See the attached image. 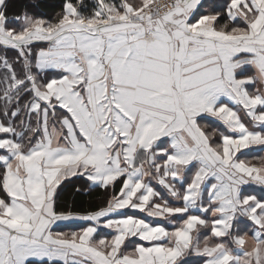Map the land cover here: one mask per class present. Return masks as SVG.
<instances>
[{
	"label": "snow or ice",
	"instance_id": "obj_1",
	"mask_svg": "<svg viewBox=\"0 0 264 264\" xmlns=\"http://www.w3.org/2000/svg\"><path fill=\"white\" fill-rule=\"evenodd\" d=\"M8 7L0 264H264V0ZM68 184L104 201L66 210Z\"/></svg>",
	"mask_w": 264,
	"mask_h": 264
},
{
	"label": "trees",
	"instance_id": "obj_2",
	"mask_svg": "<svg viewBox=\"0 0 264 264\" xmlns=\"http://www.w3.org/2000/svg\"><path fill=\"white\" fill-rule=\"evenodd\" d=\"M64 0H9L8 13L9 15L23 13L27 10L29 13H43L48 18H52L56 13L60 12L62 9V4ZM90 3V0H88ZM39 4V7H31V5ZM68 187H73V184H69ZM66 188V189H67ZM65 194V192L63 193ZM73 207L78 209H94L99 206L104 200V193L100 190H92L86 194L82 192H75L73 195ZM59 199V206L66 209L68 205V198L66 196ZM193 256L188 259L190 264H193ZM195 257V263L198 264V259Z\"/></svg>",
	"mask_w": 264,
	"mask_h": 264
},
{
	"label": "crops",
	"instance_id": "obj_3",
	"mask_svg": "<svg viewBox=\"0 0 264 264\" xmlns=\"http://www.w3.org/2000/svg\"><path fill=\"white\" fill-rule=\"evenodd\" d=\"M251 157H264V150H254V151H252L250 153V155H249V159H251ZM251 163H253V164L257 165V166H260L261 164H264V160L251 159ZM76 183L77 184H82V182H80V181H76ZM67 186L63 189V191L61 192L60 197H59V199H62L61 197H64V196H66L68 198V205L66 207V210L70 209V210H73V211H76V212H81V213H83L85 211H88V209L87 210L86 209H78L76 207H73L74 204H73V199H72L73 196L72 195L76 192L75 191V184H73V187H68L67 188ZM64 192H65V194H63ZM80 192L86 194L89 191L86 192V191L81 190ZM96 208H94V209H96ZM94 209H91V210H94ZM128 211L131 214V210H128ZM84 226H87V222H83V221L61 222V226L59 228H56L55 230H58V231H73V230H79V228L84 227ZM100 236H109V230L101 229L100 232H99L98 238ZM196 259H198V261H197L198 264H201L200 259L199 258H196ZM192 260H193L192 263L196 264L195 263L196 262L195 261V256H193Z\"/></svg>",
	"mask_w": 264,
	"mask_h": 264
}]
</instances>
